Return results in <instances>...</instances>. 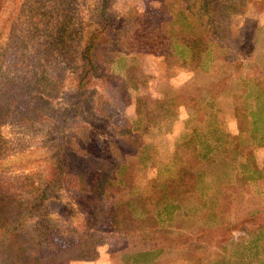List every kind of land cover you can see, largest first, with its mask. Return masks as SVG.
Returning <instances> with one entry per match:
<instances>
[{
    "label": "rangeland",
    "instance_id": "rangeland-1",
    "mask_svg": "<svg viewBox=\"0 0 264 264\" xmlns=\"http://www.w3.org/2000/svg\"><path fill=\"white\" fill-rule=\"evenodd\" d=\"M98 1L63 0V27L56 13L44 27L37 10L28 18L35 30H26L21 54L64 80L60 92L42 94L40 123L0 129L25 140L22 152L0 159L1 198L20 211L31 242L70 247L63 264H257L248 248L264 225V122L251 124L264 97V0H219L224 10L212 25L183 0H110L100 47L112 57L96 63L86 103L56 126L73 102L77 55ZM4 4L1 62L11 33L30 24L18 31L16 7L29 16L31 0ZM45 27L62 28L47 56ZM101 73L110 79L101 82ZM42 79L45 86L50 77ZM60 142L64 169L52 181ZM97 159L106 168L91 170L78 196L70 176ZM39 189L45 195L35 202Z\"/></svg>",
    "mask_w": 264,
    "mask_h": 264
},
{
    "label": "trees",
    "instance_id": "trees-1",
    "mask_svg": "<svg viewBox=\"0 0 264 264\" xmlns=\"http://www.w3.org/2000/svg\"><path fill=\"white\" fill-rule=\"evenodd\" d=\"M110 0H99L97 7V15L94 22V27L92 30L88 31L83 36V42L81 48L77 55L78 65L75 73V85L74 94L71 96L73 102L70 103V110L62 111L61 116L58 119H54L56 126L64 127L66 121L72 116L75 108L86 103L88 97V88L91 83L92 78L95 75V65L99 60L106 62L108 58L112 57L111 51L109 50V45L107 48L101 49L102 36L108 27V12L106 11L108 2ZM187 2V9H192V13L197 10L195 16L199 20L201 16L205 18L210 25L211 21L214 22V17L218 19L220 13L224 10V7L217 6L219 0H183ZM6 0H0V11L7 8L4 4ZM17 2V0H16ZM6 5V6H5ZM35 5L36 7H34ZM196 6V7H195ZM31 8V9H30ZM17 9V10H16ZM15 18H12L13 23H17L19 26L18 31H22L23 24L26 23L28 18H32L36 10L39 12L40 26L44 27L47 21L52 17L60 15L61 18L57 21V26L63 27L64 16L66 13L63 10V0H31V5L28 6L29 16H24L23 8L16 7ZM217 10L220 12L216 13ZM28 23L31 24L30 20ZM27 24V28L21 33V36L15 33V38H12V33L10 35L9 43H6V49L10 48L8 54H4L3 60L0 64V129L5 126L14 125H27L33 123H40L44 117L45 110L42 103V94L47 93L46 88H52L53 93L60 92L62 83L64 80V72L58 73V68L53 67L44 61L48 69L43 72V75L39 73L38 66L41 64L30 57L26 53H22V50L26 48V44L31 39L28 37L29 32L26 30L34 29L33 25ZM16 27V28H17ZM40 27V28H41ZM48 32L49 36L46 37L44 41V46L42 49V54L44 56L49 55V48L51 46H58L61 44V34L62 28L49 30L48 27L44 28ZM31 33H34L32 31ZM41 34V32L39 31ZM26 34V35H25ZM12 40L14 42H12ZM48 47V48H47ZM1 52V50H0ZM12 57L10 61H7L10 53ZM35 52V51H34ZM38 54V52H35ZM2 54L0 53V58ZM30 57V58H28ZM30 59V60H28ZM63 69V68H60ZM48 73V74H47ZM45 75L50 77L49 82L45 86L43 84V79ZM51 75V76H50ZM109 73H101L97 78L101 82H105L110 79ZM119 85L118 87H121ZM48 94V93H47ZM259 109L258 115L253 116L252 126L264 122V97L258 95ZM257 128V126L255 127ZM24 139L8 138L0 133V159L12 156L14 154L20 153L24 150ZM62 143L56 146L53 152L52 162L49 164V175H51V180L56 181L59 174L64 169L63 155L60 150H63ZM123 164H120L115 172H121L124 168ZM106 168V163L102 160L96 161L94 165H88L76 170L73 176L69 178L71 189L79 196L86 195L88 185L86 181L89 177L90 171L103 172ZM73 180V186H72ZM114 182H110L109 184ZM103 188V187H102ZM44 190H36V197L34 201L40 200L44 197ZM108 219L115 221L116 213L108 212L106 214ZM114 222V223H115ZM117 229V227H115ZM31 229L27 230L24 228V221L21 218L20 211L18 212L16 208L11 207L9 203L3 201L0 196V264H63L65 259L61 256L69 250V246L62 244L59 247L57 244H50L47 241L45 244L42 241L31 242L29 238V232ZM219 232V231H217ZM146 232H141V239L145 238ZM255 238L250 240L248 253H251V258L257 264H264V225H262L257 231H254ZM38 237V236H37ZM55 245V246H53ZM88 250V249H86ZM149 252H144L141 256L147 255ZM77 260L86 259V252L80 254ZM73 260V259H72Z\"/></svg>",
    "mask_w": 264,
    "mask_h": 264
}]
</instances>
